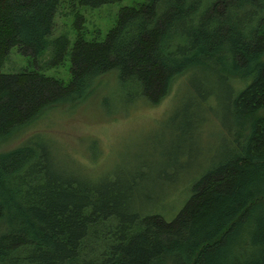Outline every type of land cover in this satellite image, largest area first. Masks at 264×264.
Returning <instances> with one entry per match:
<instances>
[{
	"label": "trees",
	"instance_id": "trees-1",
	"mask_svg": "<svg viewBox=\"0 0 264 264\" xmlns=\"http://www.w3.org/2000/svg\"><path fill=\"white\" fill-rule=\"evenodd\" d=\"M62 1L74 3L0 0V264H264V0L122 6L102 40L76 32L66 82L36 69L1 72L13 46L37 56L50 44V62H61L68 41L48 36ZM198 71L228 86L239 121L230 149L177 206L141 198V171L97 173L89 157L55 161V139L42 131L3 147L45 110L98 98L104 80L120 98L110 120L157 105L173 86L190 89Z\"/></svg>",
	"mask_w": 264,
	"mask_h": 264
},
{
	"label": "rangeland",
	"instance_id": "rangeland-1",
	"mask_svg": "<svg viewBox=\"0 0 264 264\" xmlns=\"http://www.w3.org/2000/svg\"><path fill=\"white\" fill-rule=\"evenodd\" d=\"M143 1L119 0L97 7L78 5L76 0L73 5L62 1L54 12L48 36L49 40L58 35L67 39L61 62H50V44L37 56L21 53L13 46L4 58L1 72L36 69L66 82L67 52L76 32L80 31L85 40H102L120 7ZM76 14L82 17L78 26ZM195 76V86L190 89L173 86L157 105L135 108L110 120L108 117L117 114L120 98L112 80H104L98 98H87L73 108L45 110L3 147H12L27 135L42 131L47 139H55V161L66 163L67 155L84 163L93 159L97 173L141 171L137 175L141 198H159L163 205L157 204L156 208L165 209L170 198L175 199L173 205L177 206L184 197L185 186L230 149L227 133L239 121L230 113L228 86L214 74L198 71ZM102 99L105 102L100 104Z\"/></svg>",
	"mask_w": 264,
	"mask_h": 264
}]
</instances>
